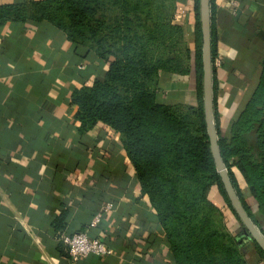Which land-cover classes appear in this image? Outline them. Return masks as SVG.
<instances>
[{
	"label": "crops",
	"instance_id": "crops-1",
	"mask_svg": "<svg viewBox=\"0 0 264 264\" xmlns=\"http://www.w3.org/2000/svg\"><path fill=\"white\" fill-rule=\"evenodd\" d=\"M212 9L219 82L214 105L217 126L225 131L264 60V0H213ZM171 12L192 51L193 0H173ZM103 69V60L76 52L45 20L0 24V264H174L119 134L101 123L85 132L76 129L70 91L89 84ZM185 75L192 104L189 63ZM170 77L163 87L175 99L181 90L172 88ZM231 170L243 200L256 213L246 182L235 166ZM225 195L213 184L207 193L218 225L238 241L246 264H264V250L255 247L258 241ZM58 214L64 221L59 234L53 228ZM255 227L264 240V225L261 231ZM76 230L98 238L111 252L70 262L60 235Z\"/></svg>",
	"mask_w": 264,
	"mask_h": 264
},
{
	"label": "trees",
	"instance_id": "trees-1",
	"mask_svg": "<svg viewBox=\"0 0 264 264\" xmlns=\"http://www.w3.org/2000/svg\"><path fill=\"white\" fill-rule=\"evenodd\" d=\"M200 0H193L192 48L184 45L180 25L172 22L173 0H11L0 1V24L12 19L45 20L72 43L104 62L87 85L70 91L76 129L96 123L119 134L121 147L141 194L154 209L156 222L174 264H246L238 241L218 225L217 208L207 198L211 184L227 192L215 165L204 122ZM207 3L210 108L215 147L245 214L264 225V60L248 97L226 130L218 128L214 107L216 55L213 0ZM193 71L194 103L182 104L163 85L172 73ZM235 166L253 200H243L231 167ZM64 221H53L57 233ZM79 231V230H76ZM75 231V232H76ZM261 252V246L255 242ZM264 257V255H263Z\"/></svg>",
	"mask_w": 264,
	"mask_h": 264
},
{
	"label": "water",
	"instance_id": "water-1",
	"mask_svg": "<svg viewBox=\"0 0 264 264\" xmlns=\"http://www.w3.org/2000/svg\"><path fill=\"white\" fill-rule=\"evenodd\" d=\"M199 21H200V26H201V31H202V69H203V74H202V89H203V95H202V101H203V108H204V122L208 131L209 139L211 146L213 147V153L215 157V165L217 167L218 174L221 178V181L223 185L225 186L229 198L232 201V204L236 208L237 212L240 215L241 220L244 222V224L247 226L248 230L252 234L255 240L258 241L262 249L264 250V240L262 237L259 235L258 231H256V227L253 224L252 220H250L245 214L243 208L240 205V202L238 201L236 195L233 192V189L231 186H229L227 177H226V172L224 167H222V164L220 162L217 149L215 147L214 139H215V134H214V128H212V113H211V108H210V89H209V84H210V69H209V60H208V30H206L207 27V17H208V11H207V3L206 0H200L199 7Z\"/></svg>",
	"mask_w": 264,
	"mask_h": 264
},
{
	"label": "built area",
	"instance_id": "built-area-1",
	"mask_svg": "<svg viewBox=\"0 0 264 264\" xmlns=\"http://www.w3.org/2000/svg\"><path fill=\"white\" fill-rule=\"evenodd\" d=\"M213 63L217 64L215 58L213 59ZM108 206L109 204L106 203L102 209H105ZM99 215V212L95 213L92 222H95ZM60 240L67 251V256L70 262H74L76 259L87 254L104 255L111 252V248L106 246L101 240L96 237H90L83 230L61 234Z\"/></svg>",
	"mask_w": 264,
	"mask_h": 264
},
{
	"label": "rangeland",
	"instance_id": "rangeland-1",
	"mask_svg": "<svg viewBox=\"0 0 264 264\" xmlns=\"http://www.w3.org/2000/svg\"><path fill=\"white\" fill-rule=\"evenodd\" d=\"M183 41H184V45L187 47V43H188V39L186 38V35L185 36H183ZM212 66L213 67H215L216 65H214V63H212ZM191 69V68H190ZM187 73H188V71H187ZM186 73V74H187ZM175 74V75H174ZM177 74V75H176ZM171 75H173V80H172V82H173V86H172V88H178V90H181L180 92H181V94L180 95H178L174 100H176V101H179V102H181L182 104H188V102H187V100L190 102V95H188V91H187V89H184L185 88V82L189 79L188 78V76H186L185 75V73L183 74V73H172ZM170 75V76H171ZM171 78V77H170ZM211 82V81H210ZM216 83H217V88H218V85H219V82L218 81H216ZM184 84V86H181V85H183ZM183 87V88H182ZM180 88V89H179ZM172 93V90H169V89H167V90H165L164 89V94H171ZM192 102H193V100H192ZM194 103V102H193ZM215 103V102H214ZM215 106V105H214ZM219 108V110L221 109L220 107H218ZM215 111H218L217 110V108H216V106H215ZM211 112H212V110H211ZM223 167V166H222ZM225 169V168H224ZM254 224V223H253ZM255 225V224H254ZM256 229V231H258L257 230V228H255ZM258 233H259V235L261 236V234H260V232L258 231Z\"/></svg>",
	"mask_w": 264,
	"mask_h": 264
}]
</instances>
